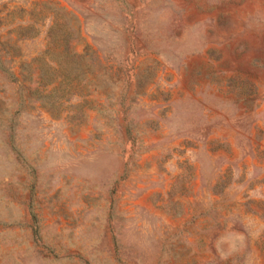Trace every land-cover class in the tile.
I'll list each match as a JSON object with an SVG mask.
<instances>
[{
  "label": "rangeland",
  "instance_id": "rangeland-1",
  "mask_svg": "<svg viewBox=\"0 0 264 264\" xmlns=\"http://www.w3.org/2000/svg\"><path fill=\"white\" fill-rule=\"evenodd\" d=\"M0 264H264V0H0Z\"/></svg>",
  "mask_w": 264,
  "mask_h": 264
}]
</instances>
